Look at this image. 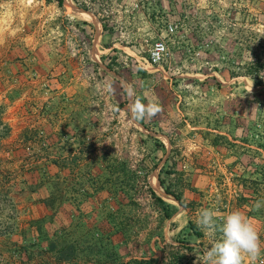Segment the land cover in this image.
<instances>
[{
	"label": "rangeland",
	"instance_id": "374dc122",
	"mask_svg": "<svg viewBox=\"0 0 264 264\" xmlns=\"http://www.w3.org/2000/svg\"><path fill=\"white\" fill-rule=\"evenodd\" d=\"M261 38L264 0H0V264H194L205 208L251 218L264 264Z\"/></svg>",
	"mask_w": 264,
	"mask_h": 264
},
{
	"label": "clouds",
	"instance_id": "9594fccd",
	"mask_svg": "<svg viewBox=\"0 0 264 264\" xmlns=\"http://www.w3.org/2000/svg\"><path fill=\"white\" fill-rule=\"evenodd\" d=\"M128 95L132 98L130 110L133 120L139 121L153 117L159 111L155 103L144 104L135 96L134 90L128 86ZM261 201L255 202L259 209ZM196 223L206 233H221L210 249L204 250L202 256L196 257L194 264H245L254 262L261 255L262 245L259 232L251 218L242 210L229 211L219 225L216 222V212L211 208L199 211Z\"/></svg>",
	"mask_w": 264,
	"mask_h": 264
},
{
	"label": "trees",
	"instance_id": "16d2710c",
	"mask_svg": "<svg viewBox=\"0 0 264 264\" xmlns=\"http://www.w3.org/2000/svg\"><path fill=\"white\" fill-rule=\"evenodd\" d=\"M260 44L263 46L264 49V38L260 39ZM246 75L250 76L253 80V84L254 86H260L263 84L264 80H263V75L262 73L264 72V58L263 56L260 55V57H258L256 59V62H251L246 66ZM234 76V75H233ZM143 120H139L138 122L142 123ZM160 147H163L164 145L162 143L158 144ZM160 185H163V181L159 180ZM149 192L150 194L153 196L154 200L156 201V203L160 206V208L162 210H164L165 215L169 216V208L166 204V202L160 197L158 196L154 190L152 188H149ZM165 194H168L170 196H172L174 198V200L181 205L183 208H185V203L184 201L181 199V196L179 194H175L172 191H170L168 188L165 189ZM186 228L191 231L190 233L187 232L188 234L192 235L194 234L195 236H202V232L199 231L195 225L194 222H192V220H188L187 226ZM187 245V243H185ZM159 259L156 257H149L147 259H130L128 261H126L123 264H154V263H158Z\"/></svg>",
	"mask_w": 264,
	"mask_h": 264
},
{
	"label": "built area",
	"instance_id": "2783aa9c",
	"mask_svg": "<svg viewBox=\"0 0 264 264\" xmlns=\"http://www.w3.org/2000/svg\"><path fill=\"white\" fill-rule=\"evenodd\" d=\"M173 30V26L169 25L168 26V31H172ZM167 51V46L165 44V42L163 40H156L153 43V46L150 49L149 52V62L151 64H155L158 63L159 61H161L164 57V55L166 54ZM264 259H260L259 263H263Z\"/></svg>",
	"mask_w": 264,
	"mask_h": 264
},
{
	"label": "bare ground",
	"instance_id": "6f19581e",
	"mask_svg": "<svg viewBox=\"0 0 264 264\" xmlns=\"http://www.w3.org/2000/svg\"><path fill=\"white\" fill-rule=\"evenodd\" d=\"M82 15L87 16L88 14H82ZM87 17H88V16H87ZM164 195H165V194H164ZM164 195H163V196H164ZM161 196H162V194H161ZM163 196H162V197H163ZM168 198H169V197H168Z\"/></svg>",
	"mask_w": 264,
	"mask_h": 264
}]
</instances>
